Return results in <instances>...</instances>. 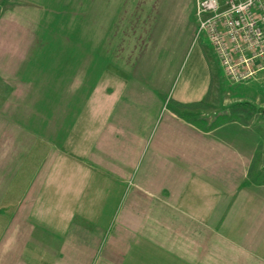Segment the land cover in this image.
I'll return each instance as SVG.
<instances>
[{"label": "crops", "instance_id": "0c3cea01", "mask_svg": "<svg viewBox=\"0 0 264 264\" xmlns=\"http://www.w3.org/2000/svg\"><path fill=\"white\" fill-rule=\"evenodd\" d=\"M134 1L118 4L127 19ZM169 8V28L197 22L195 4ZM195 58L202 83L126 70L118 114L100 101L92 116L88 100L77 122L70 105L34 131L16 170L0 169V264H264V180L244 124L204 129L166 104L226 97L217 58Z\"/></svg>", "mask_w": 264, "mask_h": 264}, {"label": "rangeland", "instance_id": "374dc122", "mask_svg": "<svg viewBox=\"0 0 264 264\" xmlns=\"http://www.w3.org/2000/svg\"><path fill=\"white\" fill-rule=\"evenodd\" d=\"M131 2L0 0V169L16 170L34 131L48 134L58 110L71 105L72 120L77 122L91 100L92 116L99 113L100 101L107 104L105 113L115 104L112 111L118 114V76L125 77L130 70L140 79L148 78L145 74H156V78L165 74L172 88L205 81L195 53L203 51L209 61L215 55L203 33L196 37L197 22L183 26L179 21L177 27L169 28L166 20L169 7L186 3L193 9L196 0H135L127 19L118 4ZM193 62L196 75L189 70ZM217 75L214 85L218 82L226 89V97L217 92L215 98L194 107L171 99L166 104L177 114L203 122V128L229 114L237 102L254 105V109L244 108L250 115L247 124L230 121L241 129L243 125L252 138L250 175L259 174L264 180V69L240 82L221 70ZM234 93L239 97H232ZM76 124H72L73 133L81 131ZM10 157L17 160L11 162Z\"/></svg>", "mask_w": 264, "mask_h": 264}, {"label": "built area", "instance_id": "2783aa9c", "mask_svg": "<svg viewBox=\"0 0 264 264\" xmlns=\"http://www.w3.org/2000/svg\"><path fill=\"white\" fill-rule=\"evenodd\" d=\"M197 34L223 73L240 82L264 69V0H196Z\"/></svg>", "mask_w": 264, "mask_h": 264}, {"label": "trees", "instance_id": "16d2710c", "mask_svg": "<svg viewBox=\"0 0 264 264\" xmlns=\"http://www.w3.org/2000/svg\"><path fill=\"white\" fill-rule=\"evenodd\" d=\"M202 104V101H198V102H192V103H184L182 104L184 107H194V106H199ZM251 108L254 109V105H252L249 102H237L236 104H234V106L230 109L229 114L226 115H222L217 117L215 120H213L210 124H208L206 126V128L204 129H213L219 125H221L224 122L233 120V119H240L242 121L243 124H247L248 118L250 117V115H248V112L244 110V108ZM242 113H245L247 115H245V117H243ZM181 117L185 118L188 122L190 123H195L197 125H201L203 126V122L199 121V120H195L194 118H192L191 116H187L186 114H179ZM254 161V159H253ZM252 161V163H253ZM253 167V164H252Z\"/></svg>", "mask_w": 264, "mask_h": 264}]
</instances>
